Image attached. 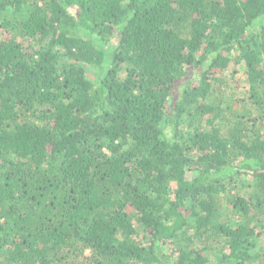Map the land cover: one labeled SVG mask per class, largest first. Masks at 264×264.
<instances>
[{
    "label": "trees",
    "instance_id": "obj_1",
    "mask_svg": "<svg viewBox=\"0 0 264 264\" xmlns=\"http://www.w3.org/2000/svg\"><path fill=\"white\" fill-rule=\"evenodd\" d=\"M233 51L259 113L222 132ZM262 238L264 0H0V264H264Z\"/></svg>",
    "mask_w": 264,
    "mask_h": 264
},
{
    "label": "rangeland",
    "instance_id": "obj_2",
    "mask_svg": "<svg viewBox=\"0 0 264 264\" xmlns=\"http://www.w3.org/2000/svg\"><path fill=\"white\" fill-rule=\"evenodd\" d=\"M7 18V15H1V19ZM26 44H30L34 46V48H38L37 42L29 39L25 41ZM36 42V43H35ZM31 50V48H30ZM237 52H232L231 61L229 65L220 73H216L215 78L210 79V92L206 99L203 101L204 104L208 106L214 107L217 117L214 120V126L219 128L222 132L223 130L233 131L235 126L238 128V125L248 126L250 123L246 121L245 118L240 117L241 114L246 110L251 111L252 115H256L259 113L252 105H248L243 101L246 90L248 89V83L246 79V75L244 73V65L243 63H234V56ZM91 74V70L88 71ZM92 75V74H91ZM199 76L196 74L191 75L190 85L198 80ZM213 113V112H211ZM208 115H206L205 119L201 121V128L207 129L208 124H206V119ZM212 116V114L210 115ZM209 116V117H210ZM244 119V120H243ZM211 126V125H210ZM166 137L168 139H172V131L170 128L166 130ZM190 155H194V151L189 153ZM249 179L248 176H243V178ZM242 190H249L247 187L242 188ZM242 193V192H241ZM220 218L229 219L233 224L236 222L237 216L232 211L225 209L223 206L219 212ZM142 231V230H141ZM138 228L137 238H142V233ZM260 244H264V238L260 241ZM209 262L206 264H227L221 263L218 255L215 253L208 254ZM249 264H256L255 262Z\"/></svg>",
    "mask_w": 264,
    "mask_h": 264
}]
</instances>
